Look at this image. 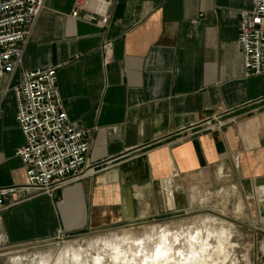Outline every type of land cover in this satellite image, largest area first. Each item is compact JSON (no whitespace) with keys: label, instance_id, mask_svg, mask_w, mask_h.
<instances>
[{"label":"crops","instance_id":"obj_1","mask_svg":"<svg viewBox=\"0 0 264 264\" xmlns=\"http://www.w3.org/2000/svg\"><path fill=\"white\" fill-rule=\"evenodd\" d=\"M114 1L99 29L70 16L74 0H46L20 67L0 77V187H17L0 212L9 249L158 221L217 190L253 189L264 206V77L244 76L236 43L251 0ZM55 66L70 120L93 131L94 174L24 199L12 87Z\"/></svg>","mask_w":264,"mask_h":264},{"label":"built area","instance_id":"obj_2","mask_svg":"<svg viewBox=\"0 0 264 264\" xmlns=\"http://www.w3.org/2000/svg\"><path fill=\"white\" fill-rule=\"evenodd\" d=\"M45 2L0 0V77H8L9 82L22 63L24 49ZM114 2L74 0L70 16L106 29ZM236 43L244 76L264 77V0H251L250 9L238 13ZM58 67L23 71L12 87L15 121L24 139L14 153L25 172L26 182L20 188L24 199L30 198L28 191L51 196L55 190L94 174L87 163L93 131L70 120L57 86ZM16 191L17 187H0V212L6 208L5 199Z\"/></svg>","mask_w":264,"mask_h":264},{"label":"rangeland","instance_id":"obj_3","mask_svg":"<svg viewBox=\"0 0 264 264\" xmlns=\"http://www.w3.org/2000/svg\"><path fill=\"white\" fill-rule=\"evenodd\" d=\"M253 191L252 189L249 194L244 195H216V193H221V190L201 196L191 195L189 209L158 221L133 227H113L73 236L61 234L48 241L29 244L20 249H9L11 246L8 241L5 244L0 243V255H8L15 250L20 251L18 255L3 258L0 260V264H14L16 260H20L23 264H38L39 262L54 264L63 249L90 250V245L99 239H114L120 237L124 232L139 236L148 234L154 228L164 227L175 232L200 225V222L206 220L214 221L213 227L210 229L213 235L220 227L231 232V237L227 234L223 237L230 239L234 245L233 258L236 259L237 264H264V252L262 251L264 246V206H261L260 210L257 209ZM256 194V202H260L261 195ZM238 197L242 199V203ZM2 239L4 242L5 239Z\"/></svg>","mask_w":264,"mask_h":264},{"label":"bare ground","instance_id":"obj_4","mask_svg":"<svg viewBox=\"0 0 264 264\" xmlns=\"http://www.w3.org/2000/svg\"><path fill=\"white\" fill-rule=\"evenodd\" d=\"M200 223L175 232L168 227L139 236L124 232L114 239H99L90 250L63 249L54 264H237L234 245L223 237H231V232L220 227L213 235L214 221ZM14 264L23 263L16 260Z\"/></svg>","mask_w":264,"mask_h":264}]
</instances>
